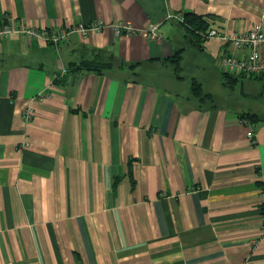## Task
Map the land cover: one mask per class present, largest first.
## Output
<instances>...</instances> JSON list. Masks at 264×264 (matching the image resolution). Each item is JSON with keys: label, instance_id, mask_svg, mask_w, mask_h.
<instances>
[{"label": "crops", "instance_id": "1", "mask_svg": "<svg viewBox=\"0 0 264 264\" xmlns=\"http://www.w3.org/2000/svg\"><path fill=\"white\" fill-rule=\"evenodd\" d=\"M187 12L220 36L166 19ZM8 18L106 26L58 45L0 38V264H264V104L217 71L224 36L264 27V0H0ZM154 23L160 40L143 33ZM84 60L110 65L71 69ZM242 82L257 94L264 75Z\"/></svg>", "mask_w": 264, "mask_h": 264}, {"label": "built area", "instance_id": "2", "mask_svg": "<svg viewBox=\"0 0 264 264\" xmlns=\"http://www.w3.org/2000/svg\"><path fill=\"white\" fill-rule=\"evenodd\" d=\"M166 19L182 23L184 16L183 14H168ZM159 25L160 23L151 24L143 30L144 35L151 40H160L162 34L159 31ZM105 26L106 24L102 21H95L78 22L72 27L40 28L8 18L0 24V38L12 34H23L30 40H43L58 45L69 40L73 33L79 34L85 39L92 33L101 32ZM109 27L117 35L133 34L137 31V28L127 21L114 22L109 24ZM216 36L219 37L220 34L216 30H210L206 39ZM224 38L228 45L222 50L217 61L218 69L222 73L244 75L247 78L264 75V27L262 24H254L249 30L226 35ZM40 97H44V95L41 94ZM24 115L27 120H30L34 116V111L28 108L24 111ZM243 121L245 124H249L248 120L243 119ZM248 137L255 141L252 130L248 132Z\"/></svg>", "mask_w": 264, "mask_h": 264}, {"label": "trees", "instance_id": "3", "mask_svg": "<svg viewBox=\"0 0 264 264\" xmlns=\"http://www.w3.org/2000/svg\"><path fill=\"white\" fill-rule=\"evenodd\" d=\"M184 18H185L184 22L180 25L184 26L186 32L189 35H198L202 39H206V36L208 32L210 31V29H208V24L202 16H199L195 13L187 12L184 14ZM180 53H181L180 50L177 51L174 58L172 59L173 63L175 64V73L178 76H180L179 73L181 72V58H180L181 54ZM109 65L110 63H101V62H96V61L90 62V61L84 60L80 62L79 64H72L71 69L73 71L85 69L88 71L94 70L96 72H102L105 68L109 67ZM222 77H223V84L226 87H229L230 89L235 90L239 86V83L243 81V79L246 76L222 73ZM193 93L196 96L201 97L202 100H204V98L206 97H209L211 100H213L210 94L203 93L202 85L196 81L193 84ZM241 118L246 119L249 122H252V120L259 121L260 119H262V117H260L258 113H252V112L243 113L241 115Z\"/></svg>", "mask_w": 264, "mask_h": 264}, {"label": "rangeland", "instance_id": "4", "mask_svg": "<svg viewBox=\"0 0 264 264\" xmlns=\"http://www.w3.org/2000/svg\"><path fill=\"white\" fill-rule=\"evenodd\" d=\"M217 71H218V76H221L222 72L220 70H217ZM208 72H210V71L209 70H203L202 71L203 74L208 73ZM201 77H202V74H201ZM216 80H218V81H214V77H211L209 79L208 83L203 81L204 82V89H211L212 91H214V93L218 96V100H219V103H220L221 101H220L219 97H221L222 92H229V90L225 89L223 86L221 87L220 85H217L218 82H219V78L216 79ZM248 90H249V88L246 85V89L244 88V91L246 92ZM234 94H238L239 96L240 95L242 96L240 86L235 89ZM243 97H245V96H243ZM238 98H242V97H238ZM246 98L253 99V100H251V102H256V101H254V98H251V97H246ZM261 98L264 99V97H261ZM255 100H257V99H255ZM262 103L264 104V102H262ZM251 106H257V105L252 104ZM254 108H256V107H252L251 109H254Z\"/></svg>", "mask_w": 264, "mask_h": 264}, {"label": "water", "instance_id": "5", "mask_svg": "<svg viewBox=\"0 0 264 264\" xmlns=\"http://www.w3.org/2000/svg\"><path fill=\"white\" fill-rule=\"evenodd\" d=\"M203 51V50H202ZM204 52V51H203ZM206 54V53H205ZM207 55V54H206ZM240 88H241V94H242V96H245V97H251V98H254V99H258V100H261L262 102H264V99L263 98H261V95H264V84H262V91H260V92H257V94L255 93V94H253V93H246L245 91H244V84H243V82L241 83V85H240ZM264 97V96H263Z\"/></svg>", "mask_w": 264, "mask_h": 264}]
</instances>
